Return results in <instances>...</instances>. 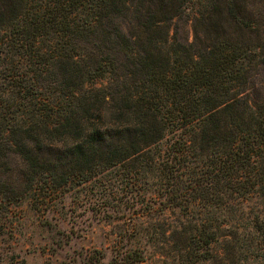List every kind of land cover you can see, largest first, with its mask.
Instances as JSON below:
<instances>
[{"label":"trees","instance_id":"trees-1","mask_svg":"<svg viewBox=\"0 0 264 264\" xmlns=\"http://www.w3.org/2000/svg\"><path fill=\"white\" fill-rule=\"evenodd\" d=\"M113 171L180 264L264 257V0H0V233Z\"/></svg>","mask_w":264,"mask_h":264},{"label":"rangeland","instance_id":"rangeland-1","mask_svg":"<svg viewBox=\"0 0 264 264\" xmlns=\"http://www.w3.org/2000/svg\"><path fill=\"white\" fill-rule=\"evenodd\" d=\"M153 188L138 192L113 171L106 180L70 182L38 209L29 198L12 204L1 219L0 264H180L176 215L160 214L163 197ZM135 251L143 259L128 261ZM261 252L238 250L229 264H264Z\"/></svg>","mask_w":264,"mask_h":264}]
</instances>
